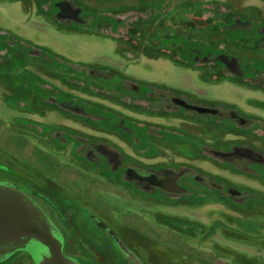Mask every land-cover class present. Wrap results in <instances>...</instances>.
Masks as SVG:
<instances>
[{
  "label": "rangeland",
  "instance_id": "1",
  "mask_svg": "<svg viewBox=\"0 0 264 264\" xmlns=\"http://www.w3.org/2000/svg\"><path fill=\"white\" fill-rule=\"evenodd\" d=\"M74 1L95 11L107 7L113 14L121 6L129 9L136 5L135 0H114L105 6L102 0ZM185 1L188 15L202 27L196 33L187 24L188 37L217 41L219 47L229 48L236 56L264 61V50L253 48L245 35L226 25L238 19L264 24V0ZM175 5H170L167 14L175 18L164 21L166 25L160 29L169 27L170 32L180 34L183 31L176 22L180 13ZM160 12L149 23L145 22L150 18L147 12L139 13L138 20L120 13L129 24L125 21L121 28L116 24L108 31L110 39L52 28L37 0H0V28L13 30L29 44L49 47L71 60L111 66L105 68L117 69L129 84L186 94L179 90L183 89L200 98L233 103L244 114L242 127L227 120L200 121L155 96L149 102L137 100L139 92L132 101L129 93L109 82L86 79L70 66H60L65 71L51 70L40 65L34 55L11 49L8 53L7 45L0 41V179L26 189L33 194L26 195L43 205L64 234L63 253L75 264H264V176L258 167L233 163L223 154L227 152L223 150L242 144L264 154V91L259 89L264 80L249 81L246 86L227 81L223 73L216 76L210 67L199 75L174 65L170 62L173 54L162 50L164 43L150 37L158 30L155 22ZM216 20L217 31L211 25ZM52 84L56 91L92 103L95 109L83 116L36 95L41 87L48 89ZM122 87L128 89L125 83ZM100 112L110 118L103 119ZM120 118L127 119L130 127L140 124L166 129L170 134L168 138L140 134L137 141L119 125ZM55 131L69 138L63 143L54 140ZM89 141L104 144L152 171L199 170L225 182L233 191L224 195L204 186L197 189L199 186L189 182L191 178L181 182L191 189L190 195L166 192L142 178H129L131 184L127 177L121 178L120 171L113 172L110 166L79 155ZM201 144L214 146L219 153L205 150ZM177 173L183 175L184 171ZM85 198L97 205L106 198L114 213L127 215L111 220L125 236V245L118 246L95 225L89 228ZM127 224L132 231H126ZM40 250L30 243L4 264H33L27 262L32 255L27 252L38 254Z\"/></svg>",
  "mask_w": 264,
  "mask_h": 264
},
{
  "label": "flooded vegetation",
  "instance_id": "2",
  "mask_svg": "<svg viewBox=\"0 0 264 264\" xmlns=\"http://www.w3.org/2000/svg\"><path fill=\"white\" fill-rule=\"evenodd\" d=\"M8 1L14 2L15 0ZM110 1L114 0H102V3L105 6V4ZM115 1H120L123 3L129 0ZM135 1L136 5L134 4L131 7L132 9H128V7L126 8V6H121V10L117 11L116 14H113V12H111L107 7L103 8L102 6L101 10L95 11L93 9H90L86 5L84 6L82 3H77L74 0H37V4L39 3L40 6L44 8L47 22L52 28L56 30L80 35L95 34L100 37L110 39H113V37L108 31L114 29L116 24L118 28H121V25L125 23V21L127 25L129 24V21H127L125 16L121 15L120 13L124 12L127 14V11L131 9L128 14L136 16L138 20L141 18V16H139V13L147 12V15H149L150 18L145 22L149 23V20L155 18L156 15L162 10L160 12V18L155 22L158 30L152 31L150 37L153 39L159 38L160 41L165 45L164 47H162V50L166 49L173 54L170 59L171 63L180 67L191 69L198 74L202 71V69H207L208 67H210L212 69V72H215L216 76H220V73H223V75H225V77L227 78V81H232L234 83L246 86L249 84V81L264 80V78H262L264 77V61L258 62L254 59L236 56L235 54L230 52L229 48L219 47L217 45V41H215L214 43H208L204 41L202 37L199 38L198 36H187V24H189V26L191 25L193 30L196 29V33L197 30L199 32L202 27L198 25L199 22L197 20L194 21L193 18L188 15L185 0ZM177 3L179 5H175ZM170 5L172 7L173 5L177 6L176 10L180 13V18L177 17L176 20V22L178 23L177 26L181 31H183L180 34H175L172 31L170 32L169 30H171V28L169 27H166L164 31L160 29H163L164 25H166L164 21H171V19L175 18V16H171V14L167 15L170 13ZM141 20L143 21L144 18ZM161 20L163 21V23L160 22ZM214 24H211L212 29H215V31H217V20ZM226 25L231 30H236L245 35V37H247L250 41L253 48L264 50V24L261 25L255 20L238 19L232 23H227ZM0 41H3V43L7 45L6 51L8 53L11 49L15 52L34 55L39 59L40 65H45L51 70L60 72V70L62 69V71H65V69L60 68V66H70L77 74L84 76L86 79H96L109 82L116 89H120L123 92L129 93L130 97L133 98L131 99L132 101L136 100L135 95H138L139 93L140 94L139 96H137V100L139 99L140 101L149 102L151 101L150 97L155 96L161 103H170L174 106V110H181L184 112V114H192V116L200 119V121H217L218 119L222 121L227 120L228 122H231L239 128H241L244 124L243 112L238 108V106L233 103L200 98L197 95L183 89L179 90L184 91L186 94L178 93L168 88L158 90V88H155L154 86L148 84H129L126 82L127 80H125L120 75V73L117 72V69L112 71L110 68H105L108 65L101 63H98L99 66H94L88 64L87 62L74 61L63 54L56 53L49 47L35 44L31 45L29 44V42L24 40L22 36L20 37L15 34L13 30L0 28ZM241 42L243 43V40ZM42 60L44 61V63ZM115 78L116 81H113ZM238 80L241 82H238ZM211 81H215L216 83L222 82L218 80ZM123 83H125L128 89L122 87ZM54 87L55 86L53 84L48 89L41 87L39 91H36V95L39 96L42 100L47 101L51 105H55L56 107L67 110L68 112L77 113L83 116L89 115L95 109L92 103L85 102L83 100L79 101L76 98L68 96L62 90L56 91ZM263 88L264 85L259 89L261 91H264ZM100 115L105 120H108L110 118V115L106 112H100ZM20 119L23 120L22 118ZM126 121L127 119L120 118L119 125L125 128L128 134H133L134 139L137 141L140 139V134L152 138H168L170 134V132H168L169 130L167 131L166 129L162 130L160 128H153L151 126L144 127L140 124H135V126L130 127L126 125ZM251 125L252 126H250V129H252L254 124ZM37 128L39 129L40 127L38 126ZM67 135L68 134L66 133L55 131L52 139L63 143L65 140L67 141V138H69ZM200 147L204 148L205 150L208 149L210 151L219 153L217 148L214 146H205L201 144ZM108 149L109 148L104 144L89 141L85 144V147L82 148L79 155L87 159V161L91 160V162L93 163L106 166L108 165L110 166V170H112L113 172L120 171L121 173H123L121 178L124 179H126L127 177L128 179L133 178L138 180L140 179V177L138 176L139 173L142 175H146V172L144 171L151 170V168L143 167L138 162L129 159L124 154L114 153ZM223 151H227L222 153L225 154L227 158L229 157V159H231L233 163L237 162L238 164H240L244 162L246 166L248 165L252 169H256L258 167L257 169L261 170L264 176V154L257 152L255 148L250 147L249 145L242 144L234 146L232 150L225 149ZM170 169L169 171L173 173V178H178V185L185 189L187 188V190L189 188L181 182L186 178H191L189 182L193 186H199L197 187V189L201 188V186H204L208 189L219 190L224 195H229V193L233 191V188L231 186H228L225 182L218 181L214 177H211L208 174L206 175L199 170H193L184 167L181 170L177 171L179 173L181 171H184L182 175L181 173L178 174L175 170ZM131 179H129L128 182L134 184L133 182H131ZM144 182H147L150 186H155L148 180H145ZM0 186L18 189L7 180L1 179ZM162 188L166 192H172L170 191V186H168L166 183H163ZM18 190L22 191L23 193L33 195L26 189L19 188ZM85 199L86 204H84L83 207L85 209L86 218H88L89 221V228L92 229V227H94L95 225V227H99L100 229L105 231L111 237V239H113L115 244H117L118 246L120 244L125 245L127 243L125 236L113 225L112 221L117 218L124 219V217H126L127 215H125L124 217H119L116 212L114 213L115 209L109 206V203L111 204V202L106 198L99 202L100 205H97L96 201L89 200L88 198ZM35 203L46 215V218L51 225L52 231L55 237L61 242L62 247L66 246V240L59 225L44 209L43 205L39 203L38 200L35 201ZM94 205L98 210L101 211V213L96 211L95 207H93ZM126 231H132L128 224L126 225ZM40 251L41 255L45 256V254H48V248L46 247H43V249ZM30 256L32 257L31 259L36 262V256ZM10 259L11 257L9 258V260ZM36 263L38 264V262Z\"/></svg>",
  "mask_w": 264,
  "mask_h": 264
},
{
  "label": "water",
  "instance_id": "3",
  "mask_svg": "<svg viewBox=\"0 0 264 264\" xmlns=\"http://www.w3.org/2000/svg\"><path fill=\"white\" fill-rule=\"evenodd\" d=\"M144 172L146 175L139 173L138 176L156 187H162L166 183L175 194H191L178 185V178H173V173L169 170ZM20 236L35 238L49 248L50 255L41 264H75L63 253L61 242L52 233L51 225L39 207L27 195L0 186V239Z\"/></svg>",
  "mask_w": 264,
  "mask_h": 264
},
{
  "label": "crops",
  "instance_id": "4",
  "mask_svg": "<svg viewBox=\"0 0 264 264\" xmlns=\"http://www.w3.org/2000/svg\"><path fill=\"white\" fill-rule=\"evenodd\" d=\"M2 187H4V186H2ZM5 188H7V187H5ZM9 189H11L12 191L23 193L22 191H18V190L14 189V188H9ZM23 194H25V193H23ZM28 197L38 207V205L35 203V201L30 196H28ZM51 230H52V228H51ZM52 233H53V231H52ZM30 243H33L36 246H40L41 250L43 249V247L48 248L45 244H43L41 241H39V240H37L35 238L27 239L24 236H20L19 238H14V239H10V238H7V237L3 238V239H0V264H4L5 262H8L10 257L11 258L14 257L17 252H21L23 250V248H26L28 246V244H30ZM28 253H31L32 255L36 256V260L35 261L38 262V264L39 263L41 264L42 261L44 260V258L46 256L50 255V250L48 248V254H45V256L41 255V251L38 252V254L32 253L31 251H28L27 254ZM27 254H25V255H27ZM26 258H27V256H26ZM28 258L26 259L28 263L31 262L33 264H37L36 262H34L31 259V257H28Z\"/></svg>",
  "mask_w": 264,
  "mask_h": 264
}]
</instances>
